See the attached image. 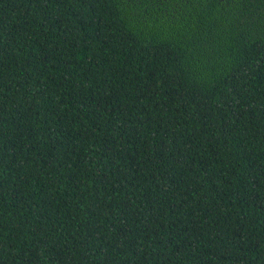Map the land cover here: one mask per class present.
Instances as JSON below:
<instances>
[{"label": "trees", "instance_id": "1", "mask_svg": "<svg viewBox=\"0 0 264 264\" xmlns=\"http://www.w3.org/2000/svg\"><path fill=\"white\" fill-rule=\"evenodd\" d=\"M0 264H264V0H0Z\"/></svg>", "mask_w": 264, "mask_h": 264}]
</instances>
